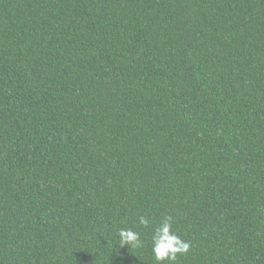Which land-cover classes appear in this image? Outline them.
Returning <instances> with one entry per match:
<instances>
[{
    "label": "trees",
    "instance_id": "obj_1",
    "mask_svg": "<svg viewBox=\"0 0 264 264\" xmlns=\"http://www.w3.org/2000/svg\"><path fill=\"white\" fill-rule=\"evenodd\" d=\"M0 264H264V0H0Z\"/></svg>",
    "mask_w": 264,
    "mask_h": 264
},
{
    "label": "clouds",
    "instance_id": "obj_2",
    "mask_svg": "<svg viewBox=\"0 0 264 264\" xmlns=\"http://www.w3.org/2000/svg\"><path fill=\"white\" fill-rule=\"evenodd\" d=\"M139 223L145 227L149 225V220L145 216L139 217ZM172 217H164L160 224L156 226L152 235V251L157 261H175L178 253L186 254L190 245L185 242L172 230ZM120 245L140 246V233L131 228H121L118 230Z\"/></svg>",
    "mask_w": 264,
    "mask_h": 264
}]
</instances>
